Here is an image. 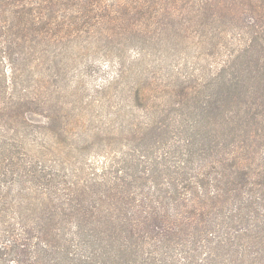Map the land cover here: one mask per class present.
Returning a JSON list of instances; mask_svg holds the SVG:
<instances>
[{"label": "rangeland", "instance_id": "obj_1", "mask_svg": "<svg viewBox=\"0 0 264 264\" xmlns=\"http://www.w3.org/2000/svg\"><path fill=\"white\" fill-rule=\"evenodd\" d=\"M252 2L251 8L240 3L221 36L201 24L204 18L197 24H171L163 18L145 24L133 15L105 17L97 7L93 12L81 9L88 24L71 38L58 30L26 37L6 27L13 20L4 12L0 80H11L0 83V203L6 211L1 242L11 234L7 227L31 209L38 195L35 181L46 177L40 167L65 188L103 170L127 171L141 164L157 174L161 159H168L166 183L182 178L174 176L179 159H197L196 166L206 169L224 159L229 165L242 162L243 148L225 140L224 131L232 111L256 108L264 121V80L255 74L256 47L243 41L244 28L249 30L258 18L253 8L264 0ZM55 4L48 5L45 15L59 21L66 9ZM21 5L17 1L13 11ZM218 10L227 17V6ZM127 20L138 36L129 28L124 35H109L120 30L116 22L127 26ZM235 77L241 81L226 80ZM218 78L224 82L219 84ZM228 86L243 92L244 100L233 102L235 95L226 103ZM193 99H199L201 109L196 128L185 131L179 123L190 118L182 111ZM220 107H226L228 116L211 121ZM224 141L232 155L222 156ZM196 166L188 164L178 173L184 176ZM6 180L11 181L3 184Z\"/></svg>", "mask_w": 264, "mask_h": 264}, {"label": "trees", "instance_id": "obj_2", "mask_svg": "<svg viewBox=\"0 0 264 264\" xmlns=\"http://www.w3.org/2000/svg\"><path fill=\"white\" fill-rule=\"evenodd\" d=\"M17 1L21 9L13 11ZM57 2L66 9L59 21L45 15L48 5L55 8ZM240 3L253 4L252 0H0V22L5 12L9 14L7 20H13L5 23L6 27L27 33L26 37L58 30L71 38L88 24V19L80 16H86L81 9L99 7L105 17L133 15L145 24L156 18L169 19L171 24L189 20L197 24L204 18L201 24L215 28L212 34L221 36V28L233 21ZM225 6L227 17H222L218 8ZM253 10L257 20L249 30L243 27L244 40L235 38L245 41L250 49L256 47L254 69L262 81L264 2ZM186 14L187 19H183ZM126 22L127 26L119 22L114 25L124 33L118 29L109 35H124L129 28L138 36L134 24ZM8 80L11 78L4 76L3 81ZM226 80L241 81L239 77ZM216 82L221 84L224 79ZM227 88L226 103L235 95L233 102L244 100L239 89ZM260 96L264 105V95ZM200 107L199 99H193L182 111L190 117L180 120L185 131L196 128ZM225 108L213 112L211 121L218 116L225 119ZM258 111H232L226 121L225 140L243 148L242 162L229 165L224 159L207 170L202 164L196 166L197 159H179L174 176L182 178L177 181L166 183L168 159L160 160L162 167H156L157 174L141 164L127 171L103 170L90 180L65 188L40 167L48 178L35 181L38 195L31 209L21 212L19 221L7 227L11 234L6 241L0 239V264H264V121L255 113ZM221 150L222 156L234 153L226 141ZM188 164H195V169H187L184 176L179 174ZM16 181L19 183L20 178ZM1 193L0 201L4 198ZM5 213L0 203V228L6 223ZM63 240L69 245L64 246Z\"/></svg>", "mask_w": 264, "mask_h": 264}]
</instances>
